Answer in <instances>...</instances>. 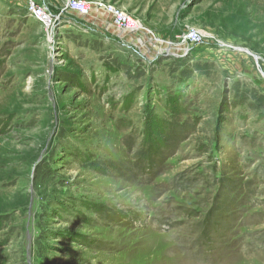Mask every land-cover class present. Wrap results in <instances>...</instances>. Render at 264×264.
<instances>
[{
    "label": "rangeland",
    "instance_id": "374dc122",
    "mask_svg": "<svg viewBox=\"0 0 264 264\" xmlns=\"http://www.w3.org/2000/svg\"><path fill=\"white\" fill-rule=\"evenodd\" d=\"M84 1L0 0V264H264V0Z\"/></svg>",
    "mask_w": 264,
    "mask_h": 264
},
{
    "label": "built area",
    "instance_id": "2783aa9c",
    "mask_svg": "<svg viewBox=\"0 0 264 264\" xmlns=\"http://www.w3.org/2000/svg\"><path fill=\"white\" fill-rule=\"evenodd\" d=\"M24 8L32 18L40 22L49 41L53 38L55 28L65 13H76L86 16L91 12L92 8L101 9L105 12L110 18L111 25L116 29L127 30L137 27L126 12L111 4L86 2L84 0H66L64 7L54 13L38 0H25ZM204 38L202 33L193 28L187 29L183 34V40L189 48L202 44Z\"/></svg>",
    "mask_w": 264,
    "mask_h": 264
},
{
    "label": "crops",
    "instance_id": "0c3cea01",
    "mask_svg": "<svg viewBox=\"0 0 264 264\" xmlns=\"http://www.w3.org/2000/svg\"><path fill=\"white\" fill-rule=\"evenodd\" d=\"M17 1V4L19 3H22L23 5L25 4V0H16ZM40 3H43L44 5H46L52 12H53V7L51 6V2H49V0H38ZM65 2H66V0H65ZM103 11L102 10H99V9H96V8H92L91 9V12L88 14V15H86V16H84V17H86V18H91V19H93L92 17H93V15H100V16H102L103 15ZM73 14H76V13H73ZM105 14V13H104ZM105 16L107 17V18H109L106 14H105ZM109 21H110V19H109ZM112 26V25H111ZM112 28H114L113 26H112ZM116 29V28H115ZM118 31H132L131 29H127V30H120V29H117Z\"/></svg>",
    "mask_w": 264,
    "mask_h": 264
},
{
    "label": "bare ground",
    "instance_id": "6f19581e",
    "mask_svg": "<svg viewBox=\"0 0 264 264\" xmlns=\"http://www.w3.org/2000/svg\"><path fill=\"white\" fill-rule=\"evenodd\" d=\"M101 10V9H100ZM105 13V12H104ZM106 14V13H105ZM107 15V14H106ZM108 16V15H107ZM109 17V16H108ZM110 19V18H109ZM134 28H131V30H133ZM121 30V29H120ZM181 42H184V41H181Z\"/></svg>",
    "mask_w": 264,
    "mask_h": 264
}]
</instances>
